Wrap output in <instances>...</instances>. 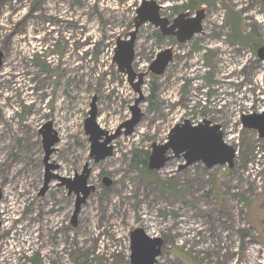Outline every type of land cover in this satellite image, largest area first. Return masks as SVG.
Segmentation results:
<instances>
[{
	"label": "rangeland",
	"instance_id": "obj_1",
	"mask_svg": "<svg viewBox=\"0 0 264 264\" xmlns=\"http://www.w3.org/2000/svg\"><path fill=\"white\" fill-rule=\"evenodd\" d=\"M35 1L0 0V264H129L136 228L163 239L156 264H264V141L254 132L232 169L195 163L179 170L180 156L155 171L179 197L132 166L135 151L147 153L148 162L152 145L185 119L218 124L223 138L239 133L240 145L238 115L264 109V63L249 45L230 39L226 19L235 15L243 33L264 47V0H159L164 14L206 10L203 32L177 44L158 42L151 25L139 28L134 71L147 72L168 47L173 62L164 75L144 78L141 121L98 163L89 157L84 121L94 97L102 129L113 132L130 117L137 95L112 58L143 0H38L32 14ZM75 17L83 23L78 28L67 24ZM47 122L59 138L48 161L58 168L50 172L73 178L87 164L95 187L75 227L74 193L51 180L39 195L45 165L38 131Z\"/></svg>",
	"mask_w": 264,
	"mask_h": 264
},
{
	"label": "water",
	"instance_id": "obj_2",
	"mask_svg": "<svg viewBox=\"0 0 264 264\" xmlns=\"http://www.w3.org/2000/svg\"><path fill=\"white\" fill-rule=\"evenodd\" d=\"M159 9L160 6L154 0H143L136 9L133 29L125 39L117 38L116 40L112 63L117 66L119 73L126 76L129 86L137 97L134 99L133 105L129 106L130 117L120 123L113 132L104 130L98 125L96 98L92 99L88 117L84 121V131L90 144L89 157L95 163L113 155L112 141L122 135L130 136L134 132L143 117L139 105L145 100L141 89L144 78L148 74L156 77L162 76L173 60V48L168 47L155 56L147 72L136 73L133 69V62L139 28L149 23L158 29L163 37H175L178 44H184L203 32L202 23L206 17L204 9L197 10L193 17H189L188 13H181L172 23L160 17ZM256 57L264 63V47L261 46L256 50ZM3 58V53L0 51V69L3 65ZM240 122L243 129L255 132L259 138L264 140V109L260 113L243 114ZM38 133L42 138L43 163L45 165L44 182L39 195H44L51 180H57L58 185L64 186L69 195L74 193L75 202L70 224L75 227L82 206L86 203L89 195L95 191V187L88 184L90 169L85 164L81 173H76L73 178L52 174L50 171L56 170L58 166L49 164L48 161L59 138L56 131L53 130L51 122L45 123ZM180 156L183 158V164L179 166V170L195 163H201L207 169L216 166H226L232 169L236 149L224 141L220 125L211 124L207 120L192 125L189 120L185 119L171 128L164 143L152 145L147 167L151 171H159L172 158ZM103 184L109 186L110 179L104 177ZM1 200L2 191L0 190V202ZM162 246V238L149 237L141 228L132 230L129 234V264H156Z\"/></svg>",
	"mask_w": 264,
	"mask_h": 264
},
{
	"label": "trees",
	"instance_id": "obj_3",
	"mask_svg": "<svg viewBox=\"0 0 264 264\" xmlns=\"http://www.w3.org/2000/svg\"><path fill=\"white\" fill-rule=\"evenodd\" d=\"M38 1V0H37ZM235 15H231L228 13L226 22L230 25V27L232 28V34H231V40H233L234 42H240V43H244L249 45L253 50H256L257 48H259V42L256 38H254V35L252 37V35L248 34H244L241 27H240V23L238 22V19L234 17ZM237 17V16H236ZM156 40L158 42H161L164 37L160 34V33H156L155 36ZM244 131V136L241 139L240 145L238 147V154L239 156H245L248 153L249 150V140L247 138V133H251L252 131L249 130H245ZM132 166L134 168H136L139 172V177L141 178H145V179H149L150 181H153L154 183H156V185L158 187H160L161 189L168 191L172 194H175L176 197L178 196V191L175 190L174 186L172 185V183L169 182H161L159 180H157L155 178V171H151L148 169L147 167V153L144 155V157H138L137 156V151L134 152L133 154V160H132ZM179 197V196H178ZM33 264H37V262L35 260H32Z\"/></svg>",
	"mask_w": 264,
	"mask_h": 264
},
{
	"label": "flooded vegetation",
	"instance_id": "obj_4",
	"mask_svg": "<svg viewBox=\"0 0 264 264\" xmlns=\"http://www.w3.org/2000/svg\"><path fill=\"white\" fill-rule=\"evenodd\" d=\"M39 1H35L34 2V4H33V10H32V14H34L35 12V9L37 8V6L39 5V3H38ZM74 4H75V6H78L80 3L78 2V1H74ZM160 6V9H159V15H160V17L161 18H165L166 20H168V22L169 23H172L173 22V20L179 15H170V14H164V13H166L165 11H166V6H164V5H159ZM197 10H195V12H196ZM76 13H78V10H75L74 11V14H76ZM135 13H136V10H135ZM188 15H189V17H193L194 15H195V13L194 14H190V13H188ZM205 15H206V10H205ZM35 19H37V20H41L42 19V23L44 24V23H49L51 20L50 19H47L46 17H42V16H38L37 18H35ZM75 19L76 20H72V18L70 19L71 21L70 22H67V24L69 25V26H71V27H74V28H78L79 26H81V25H83V23H82V21H81V19L80 18H76L75 17ZM50 20V21H49ZM53 21H56V20H53ZM145 25H151V24H149V23H146V24H144V25H142V26H145ZM141 26V27H142ZM152 26V25H151ZM165 38V37H164ZM167 39H169V40H171V41H173V42H176V39H175V37H167ZM193 39V38H192ZM191 39V40H192ZM190 40V41H191ZM189 42V41H188ZM177 43V42H176ZM187 43V42H186ZM178 44V43H177ZM258 49V48H257ZM256 49V50H257ZM172 62H173V60H172ZM171 62V63H172ZM164 75V74H163ZM116 129V128H115ZM103 178L104 177H102L101 178V181H102V183H103Z\"/></svg>",
	"mask_w": 264,
	"mask_h": 264
},
{
	"label": "built area",
	"instance_id": "obj_5",
	"mask_svg": "<svg viewBox=\"0 0 264 264\" xmlns=\"http://www.w3.org/2000/svg\"><path fill=\"white\" fill-rule=\"evenodd\" d=\"M156 3H158L159 2V0H154ZM142 2V1H141ZM158 5H161V4H158ZM204 103V101H200V103ZM263 110V109H262ZM261 110V111H262ZM261 111H259L258 113H260ZM248 114H251V112L250 113H248ZM242 115L243 114H239L238 115V117H237V123L239 124V129L241 130V129H243V127H242V125H241V122H240V119H241V117H242ZM236 121V120H235ZM199 123H201V121L200 122H197L196 124H194V125H197V124H199ZM255 133V132H254ZM255 136L257 137V138H259L258 137V135L255 133ZM261 139V138H260ZM260 139H258V140H260ZM263 139H261V141H262ZM224 141L227 143V144H230V143H232L233 145H231V146H233L235 149H236V155L238 154V145H239V141H240V136H239V133H237L236 134V136L235 137H229V138H227V137H224ZM264 141V140H263ZM259 149H260V147H257V150H256V154H257V151H259ZM263 155H264V150L261 152ZM263 167H264V165H263Z\"/></svg>",
	"mask_w": 264,
	"mask_h": 264
}]
</instances>
